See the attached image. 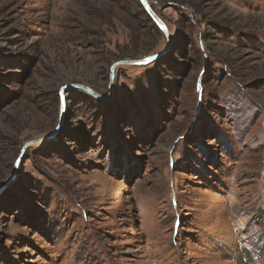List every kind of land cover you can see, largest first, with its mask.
<instances>
[{
    "label": "rangeland",
    "instance_id": "obj_1",
    "mask_svg": "<svg viewBox=\"0 0 264 264\" xmlns=\"http://www.w3.org/2000/svg\"><path fill=\"white\" fill-rule=\"evenodd\" d=\"M148 2L0 0V264H264V0Z\"/></svg>",
    "mask_w": 264,
    "mask_h": 264
},
{
    "label": "water",
    "instance_id": "obj_2",
    "mask_svg": "<svg viewBox=\"0 0 264 264\" xmlns=\"http://www.w3.org/2000/svg\"><path fill=\"white\" fill-rule=\"evenodd\" d=\"M141 3V6L143 7V9L146 11V13L149 15V17L152 19V21L154 22V24L169 38V30L167 28L166 23L164 22V20L154 11V9L152 8L151 4L148 2V0H139ZM166 30V31H165ZM158 57V55H155L153 57H149L147 59L144 60H125V61H120L115 63L112 68H111V84L113 83V78L115 77V68L121 64H125V65H142L145 64V61H147V63ZM75 88H79L82 89L84 91H86L87 93L96 96L99 99H103L105 96L98 94L97 92H95L93 89H91L89 86L87 85H74ZM69 88V87H68ZM64 90V89H63ZM62 90V92H63ZM61 92V111L64 113L65 111V93L63 94ZM38 142V141H37ZM36 142V143H37ZM35 143V142H33ZM31 143L29 145H26L23 148V151L26 150V148H28V146H30ZM18 164V163H17Z\"/></svg>",
    "mask_w": 264,
    "mask_h": 264
},
{
    "label": "bare ground",
    "instance_id": "obj_3",
    "mask_svg": "<svg viewBox=\"0 0 264 264\" xmlns=\"http://www.w3.org/2000/svg\"><path fill=\"white\" fill-rule=\"evenodd\" d=\"M169 35H170V33H169ZM61 120L63 121V117H61ZM45 141V140H44ZM41 142H43V140L41 141ZM44 144V143H43Z\"/></svg>",
    "mask_w": 264,
    "mask_h": 264
},
{
    "label": "trees",
    "instance_id": "obj_4",
    "mask_svg": "<svg viewBox=\"0 0 264 264\" xmlns=\"http://www.w3.org/2000/svg\"><path fill=\"white\" fill-rule=\"evenodd\" d=\"M145 11V10H144ZM145 13H146V11H145ZM147 14V13H146ZM147 16H149L148 14H147ZM150 18V17H149ZM151 19V18H150ZM152 20V19H151Z\"/></svg>",
    "mask_w": 264,
    "mask_h": 264
},
{
    "label": "snow or ice",
    "instance_id": "obj_5",
    "mask_svg": "<svg viewBox=\"0 0 264 264\" xmlns=\"http://www.w3.org/2000/svg\"><path fill=\"white\" fill-rule=\"evenodd\" d=\"M166 31V30H165ZM145 63H147V61H145Z\"/></svg>",
    "mask_w": 264,
    "mask_h": 264
}]
</instances>
